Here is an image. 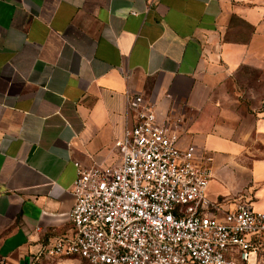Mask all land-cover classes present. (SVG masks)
I'll return each mask as SVG.
<instances>
[{"label": "crops", "instance_id": "obj_1", "mask_svg": "<svg viewBox=\"0 0 264 264\" xmlns=\"http://www.w3.org/2000/svg\"><path fill=\"white\" fill-rule=\"evenodd\" d=\"M127 93L209 158L210 200L264 212V0H0V261L70 234L76 163H119Z\"/></svg>", "mask_w": 264, "mask_h": 264}, {"label": "built area", "instance_id": "obj_2", "mask_svg": "<svg viewBox=\"0 0 264 264\" xmlns=\"http://www.w3.org/2000/svg\"><path fill=\"white\" fill-rule=\"evenodd\" d=\"M152 1V0H150ZM150 3V2H149ZM132 123L114 140L117 165H77L71 232L45 245L47 257L86 264H255L264 212L225 210L206 195L208 157L178 146L141 94L126 95Z\"/></svg>", "mask_w": 264, "mask_h": 264}, {"label": "rangeland", "instance_id": "obj_3", "mask_svg": "<svg viewBox=\"0 0 264 264\" xmlns=\"http://www.w3.org/2000/svg\"><path fill=\"white\" fill-rule=\"evenodd\" d=\"M0 264H7V263L5 261H0ZM12 264H16V263H12ZM30 264H65V263L61 261L60 259L52 257V258H47V259H44V258L38 259V260L33 261ZM255 264H264V238L261 239V243L259 246Z\"/></svg>", "mask_w": 264, "mask_h": 264}, {"label": "water", "instance_id": "obj_4", "mask_svg": "<svg viewBox=\"0 0 264 264\" xmlns=\"http://www.w3.org/2000/svg\"><path fill=\"white\" fill-rule=\"evenodd\" d=\"M27 261V259L25 258L23 261H21V264L23 263V262H26Z\"/></svg>", "mask_w": 264, "mask_h": 264}]
</instances>
